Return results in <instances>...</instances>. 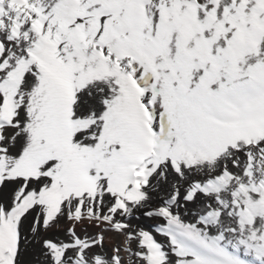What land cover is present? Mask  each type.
<instances>
[{
  "label": "bare ground",
  "instance_id": "1",
  "mask_svg": "<svg viewBox=\"0 0 264 264\" xmlns=\"http://www.w3.org/2000/svg\"><path fill=\"white\" fill-rule=\"evenodd\" d=\"M63 1L31 3L54 16ZM81 1L70 28L27 20L18 43L0 29V119L18 105L0 125V264H264L263 222L242 223L264 183V116L213 161L189 147L223 97L264 92V0ZM55 37L58 54L26 63L8 93Z\"/></svg>",
  "mask_w": 264,
  "mask_h": 264
},
{
  "label": "rangeland",
  "instance_id": "2",
  "mask_svg": "<svg viewBox=\"0 0 264 264\" xmlns=\"http://www.w3.org/2000/svg\"><path fill=\"white\" fill-rule=\"evenodd\" d=\"M80 1L81 0H64L63 3H65V4L61 3L58 6L59 13L54 14V16H53L50 12L49 13L46 11L44 12L43 8H39L38 6L32 4L31 0H0V11H1L0 12V29L5 28L7 26V24H11L12 25L11 36H9L8 40L10 42H13L15 39L14 42L18 43L21 41L22 26H23V24H25V22L27 20L32 21L30 24H28V28L31 30V32L34 31L33 33H40V31L43 30L45 25H47L48 23H50L52 25L55 23L56 20H59V19H61L63 22V24L61 22L62 27L64 26L65 28H70L71 26L76 25L79 22L78 20L82 19V17H79L80 19L76 18L77 19L76 20V19H73L71 17L72 13L75 10H77L78 7L80 6V4L82 2V1L81 2ZM120 2H121V0H111L110 3L108 4L107 8L115 9L120 5ZM6 3H7V5H5ZM30 6H32V7H30ZM6 7L9 10H7ZM31 12L33 15H31ZM44 14H45L46 18L44 16ZM17 17L20 20H18ZM135 17H136L135 14H131V15L127 16V18L125 17L124 18L125 20L123 19V21L124 22L126 21L127 24H131L134 21ZM36 21H38V22H36ZM81 21H84V16H83V19ZM19 31H20V33H19ZM46 43L47 44L45 45V48H43V50L42 49L40 50L39 46H38V50L40 52H38V50H36L35 54H33V56H34L32 58L33 60L29 59L22 66H20L19 68H16L15 70H13L10 73V75L8 76V78L5 81V83H6L5 86H6L7 90L9 91L8 93L17 92L21 88L25 78L28 75L27 66L25 65L26 63L28 65H31L36 60H38V63H39L40 62L39 59H41V56L45 55L47 57V56H51L52 54L57 55L61 46H62L63 40L60 37H55V40L52 43L51 42H46ZM240 49L243 50V44L236 43L234 45V53L232 54V57H231L232 58L231 62L233 64H235L238 61V59H236L238 55L235 52L241 51ZM6 52H7V43L0 34V60H2L4 58L3 56L6 55ZM39 55H41V56H39ZM113 71L116 72V70H113ZM18 73H20V74H18ZM126 80H127L129 85L130 84L132 85V86L130 85L131 87L136 86L134 84L135 80H133L132 77H129V76L126 77ZM11 86H13V87H11ZM11 90H13V91H11ZM263 93L264 92L262 90H260L256 87H253L252 89H249L246 92L238 94V96L237 95L236 96L235 95L234 96L229 95L228 97H226V96L223 97L222 101L218 103V105H220V106H218L216 108H212V111H210V113H208L206 116V117H208L209 120L211 119L213 122L215 121L214 122V123H216L215 126L211 129L210 126L208 125L207 121H204L205 123L204 122L200 123L199 124V132L197 133V130H196V132L193 134L194 139L191 141L190 145L188 144L189 147L191 149H194L197 152H199L198 146L205 148L206 157H208L209 161H213V160H215V158L217 156L220 157L224 153V150L228 144H232V145L235 144V142L237 141L236 138H238V135H241L242 133L247 134V133H251V132L259 134L261 132L260 130L262 128V116H264V105L263 104H259L258 106L255 105L256 107L253 106L254 107L253 109H251L249 106L252 104L253 101L258 99L261 96V94H263ZM231 98H232V100H231ZM6 105L7 106H5V108H4L5 109L4 117L3 118L1 117V119H0V125H2V124L4 125L7 123L8 126H11L12 123L15 121V119L17 117V112H18V105H17V103H15L13 95L10 96ZM213 117H214V119H213ZM222 125H228V128H230V131L228 132L227 129L224 130ZM200 127L202 128V130L204 132L203 131L201 132ZM233 127H234V129H233ZM213 129H215V130H213ZM210 130H212L211 133L208 132ZM217 130H218V132H217ZM207 132H208V134H207ZM215 132H217V133H215ZM210 134H212V135H210ZM219 135H221V136H219ZM202 137H203V139H202ZM149 138L151 141L155 140V136L153 135V133L150 132ZM158 140H159V138H158ZM207 141L209 143H207ZM157 144L159 146V141L157 142ZM160 144H161V142H160ZM178 151L179 150L177 149V151L174 152V154H172L171 157L169 156L171 160H174ZM186 153L187 152L184 151L183 158H186ZM31 163L29 164L30 166H28V171L29 170L34 171V172L37 171L36 168L38 165H40L39 157L37 156V158H34L31 161ZM122 181H123L124 186H134V185L138 184V182L133 181L132 179L129 181V179L125 180L123 178ZM262 184L260 183L259 185H256L252 188V192L255 193L256 195H258L257 197L259 198V200L257 201V203H254V202L246 203L248 205V209H246V212L244 213V215H242V223H244V224H249V225L255 224V225H257L258 223L260 224L261 221L264 224V183H262ZM197 190H202V189L198 188ZM263 232L264 231H262V234H261L262 235L261 242L259 243V245L257 246L256 249L264 258V233Z\"/></svg>",
  "mask_w": 264,
  "mask_h": 264
}]
</instances>
